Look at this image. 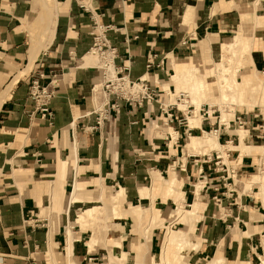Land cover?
<instances>
[{"label": "crops", "instance_id": "obj_1", "mask_svg": "<svg viewBox=\"0 0 264 264\" xmlns=\"http://www.w3.org/2000/svg\"><path fill=\"white\" fill-rule=\"evenodd\" d=\"M246 16L249 17L248 35L255 36L256 45L251 53V64L240 70L249 69L250 75L257 73L260 76L256 74V79L261 77L264 83V0H0V264H48L45 247L51 242L56 246L64 242L66 250L68 227L73 237L70 253L75 264H108L102 261L105 259L102 254H107V247H110L100 242L103 229H96L84 245L81 241L90 237L92 231L76 221L79 210L95 215L97 208L103 205L101 193L95 200L99 206L87 209L84 208L86 203H74L90 202L92 198L78 192L101 190L108 183L115 188L119 186V175L142 172L146 182L135 184L134 180V184H130L128 180L122 186L127 192L124 203L132 204L129 192L141 189L142 183L150 187L156 172L162 178L171 171L180 175L188 173L189 166L182 160L170 161L178 150L176 140L200 137L193 133L216 126L202 115L197 125L192 126L188 121L183 128L170 127L160 120V106L155 104L150 108L124 105L118 119L105 120L96 127L95 110L103 97L92 88L102 81L103 74L90 64L93 60L88 55L93 45L90 34L93 23L111 27L107 38L116 48L115 64L126 67L130 79L147 77L151 81L158 77L163 83L166 71L147 68L149 59L154 57L155 64L163 62L167 70L174 71V65L179 62L191 64L199 59L203 46L206 45L209 54L210 48L219 47L220 42L232 37L233 32L237 33L242 25L240 21ZM38 74L43 75L42 83L54 87L51 120L43 118L28 97L32 78ZM164 89L168 96L172 93L167 87ZM153 116L156 128L167 126V131L162 133L156 129L145 141L136 134L139 126L149 127ZM217 127L227 131L224 124ZM168 129L176 135L174 141ZM124 131L129 135L119 138L123 144L130 145L133 155L140 151L145 157L147 162L143 169L126 165L127 156L121 159L116 139ZM151 157L157 159L152 158L150 162ZM171 179L177 185L175 190H168V182L154 187L163 195L162 205H166L169 195L183 199L184 181L174 176ZM195 200L196 197L189 207L192 208ZM198 202L196 215L201 209V199ZM130 209L140 220L142 210L139 207ZM250 214L258 216L257 211ZM157 215L148 221L145 240L132 233L134 220L125 223L130 215L114 220L113 224L123 226L121 244L128 248L122 252L135 256L132 262L142 247H145V255L149 252L147 242H152L151 228ZM197 219L198 215L191 222L192 231L197 228ZM254 221H261V218ZM255 226L264 231V223ZM114 228L108 231L116 233ZM96 244L105 248L94 250ZM90 245L92 250H89ZM231 245L235 249L229 254L233 260L231 264L239 255L251 260L255 253L247 241L244 245L233 242ZM114 246L119 250L115 242ZM255 254L264 264V254ZM34 256L38 261L30 262L29 258ZM47 257L51 264L55 263L51 248ZM214 258L225 264V259L219 255ZM63 260L65 262V258Z\"/></svg>", "mask_w": 264, "mask_h": 264}, {"label": "rangeland", "instance_id": "obj_2", "mask_svg": "<svg viewBox=\"0 0 264 264\" xmlns=\"http://www.w3.org/2000/svg\"><path fill=\"white\" fill-rule=\"evenodd\" d=\"M248 18V16L244 17L241 23V26L244 29L246 28L245 30H247L249 26ZM253 24L255 25L254 22ZM250 29H253V27ZM245 33H247L248 35V30L245 31ZM234 34L237 33L233 32L231 36H233ZM230 39L231 37L224 39L222 42L229 41ZM248 40L253 44V50L256 45L255 36L248 35ZM206 49V45L203 46L201 48V55L199 56V59H195L194 61L195 64H198L199 67L197 68H199V71L201 73H207V69L213 68L214 62L219 59V55L221 54L219 47L214 49L210 48L209 54L207 53ZM90 52H92V50ZM91 56V61L92 58L93 61L90 62V64L94 67H97L98 57L96 53L94 52ZM202 57H205V59L206 57H209L212 62L208 63L204 60H200ZM192 63L189 64L184 61L179 62L178 64L174 65L175 71L173 69L167 70L163 62L159 67L153 66L157 67V69L166 71V76L165 80H163V83L158 79V77L151 81L147 77H142V79L147 81L150 87L155 89L156 92L155 100L147 103L146 107L150 108L155 104L159 105L161 110L160 120H163L164 123L169 125L170 127L174 126V128H176L175 126L183 128L184 125L189 121V117H191L192 115L201 117L202 115L206 116V119L209 118L210 121L216 126H212L211 129L204 128V131L210 132L211 130L212 133H216L217 135L219 133L217 138L220 142L219 144H221L222 146L220 148H216L208 144H203L202 146H199L195 150H193V152L189 153L186 151V145L189 138H184L183 141L176 140V143L178 144V150L176 151L175 156H172V151L170 152V155L173 157V159H170V161L182 160L183 163H186L189 166L188 173L186 175H180L179 173L176 174L175 172L171 171L169 172V175L164 174V176L166 177L162 178L158 174V172H156L153 178V183L150 185V187L146 186L148 185L147 183H142L144 186L141 189L138 190L135 187V190L129 192V199H131L132 204L127 203L128 205H126L124 203L126 202L124 201V195L127 192L125 188H122V186L124 187L123 184L128 182V180L130 181V184H134V180L135 184L139 182H146L145 180L143 181L142 172H132L130 174L119 175L117 177L119 186L115 188L111 187L108 183V185L106 184V187H103V191L98 188L92 191L89 190L78 192L79 194L90 196L93 200V202L92 200L90 202H85L88 200H83V202L74 203L80 205H84V203H86L84 208L88 209L90 206L94 205L99 206L98 203L95 202V200L97 196L100 195V193V197L103 201V205L100 208H97L95 215L89 214L91 223L88 227H83H85V229H91L92 235L83 239L81 243L84 245L85 243H88L91 237L94 235L96 229L100 228L103 229V234H101L100 237V242L103 245H113L114 249H116L114 246V242L115 245L117 244V242L120 243L118 248L119 251L117 250L119 254L118 252H116V250L114 251V255H116L118 258L111 261V254L109 253V251L107 254H105L104 252V254H102V256L105 257V259L102 260L103 262H107L108 264H154L156 262H159L162 259V249L164 246L167 231H169V229L172 231H176V234L178 236L185 233L186 239L188 240V244L185 245L183 249L175 251L177 254L175 253L173 256H170V264H207V262H209L210 260L215 259L214 257L216 255L224 258L225 264H231L230 262L233 260H231L232 257L229 254L235 250L231 245V242H233V244L235 245H244V241H247V243L249 244L248 247L252 246L255 253L257 252L259 254H264V249L261 248L263 247V244L260 241L262 235L261 233L264 231H261L262 228L255 226L264 223V188L262 186L264 185V155H262V152L260 151L252 152L249 154H247L246 152L241 153L240 149L231 147L233 145L239 144L238 132L244 129L248 130L247 142L249 144L259 146L264 145V102H256V105H251V103L249 102V91L247 90L248 83H246L247 80H256L255 75L257 73H253L252 75H250L251 73L249 72V69L239 71V76L237 79V84L239 85L236 98L237 101L230 102V100H228L225 104V106L228 104L227 114L229 115V124H224V126H227V131H224L222 128L217 127V125L222 123L219 122L221 118V108L220 105L218 106L217 104V97L219 96L218 93H216L218 91L215 85H213L214 87L209 86V89L210 87H213L209 91L208 88L205 87L204 92L206 94L201 99V101L198 102V106H196V104H188L186 109H184V107L179 105V103H181V98H189L186 97V94H188V92L178 93L179 91H183L184 89H181L179 84L177 85L172 81L171 75L173 74V72H176L177 67L193 66ZM100 70L101 72H103L102 69ZM101 83L102 81L99 84ZM164 87H167L168 91L172 92L169 94V96L167 95L168 93L164 89ZM99 88H101V86H97L95 93L99 94V91H97L99 90ZM212 93L215 94L213 95ZM213 96L216 97L214 98ZM213 98L214 100L216 99L215 102L213 101ZM104 101L105 100L103 97V100H101L99 106H101ZM168 102L174 104H167ZM167 114L171 116L167 117ZM119 116L120 112L115 113L113 111H108L106 117L102 120V122L108 119H118ZM154 116L150 120L149 127H145L146 129H144L143 126H139V130L137 129L138 131L136 135H138L140 138L144 137L145 141H147L155 134L154 131H156V129L161 130L162 133L167 131V126L161 127L159 125V127L156 128L157 122L155 121ZM163 116L164 119H162ZM174 128L172 129L175 131ZM225 132H228L230 135L224 136ZM170 134L172 135L171 132ZM120 135L126 136L129 135V133H126L124 131L118 135V138ZM158 135H162V137L165 136V134L160 133ZM202 135L203 132L193 133V136ZM174 137H176V135H172L171 141H174ZM118 138L116 140H118L117 145L120 146L118 153H121V159L127 156V159L124 160L126 161V165L132 166L133 169H136V166H140L139 169H143L147 161L144 156H141V152L136 151L133 155V152H131L130 150V145L127 143L123 144L122 139ZM131 157H134V159ZM188 157L190 158L188 162H186ZM152 158L153 157H151L150 162L153 161ZM153 159H157V157ZM173 176L177 180L184 181L183 188L181 187V191L183 192V201L181 202L183 203L182 205L184 209H192L191 207H189V205L193 202L194 197H196L194 203L197 202L198 207V200L201 199V209L197 214V228L194 231H192L191 229V222H185L183 224L177 223V221L174 220L173 210L177 207V202L179 201L176 195L173 194L166 196L168 198H166L167 203L166 205H162L160 203V199L163 197V195H161V192L158 189H154V187L159 184L165 185ZM173 184L175 187H177L174 179ZM194 185L196 186L195 189H193ZM193 190L197 191L196 196H194ZM116 192H120L121 195V198H118L119 205L121 203V209L119 211L121 215L119 217H123L127 214L131 216H128L129 218L127 217L128 220H125V223L127 222L129 224L131 222V219L134 220L132 233H137V235L140 236V239L145 240V229L146 227H148V221L150 220V218L154 219L158 214L155 210H160L159 215H157L158 217L156 218V221L154 222V224H152L151 236L152 233H154L152 242H147V245L150 248L149 252L145 255V249H143L145 247H142V249L140 250L141 252L137 251L139 254L137 253L136 260L134 262H132L135 258V256L133 255H128L127 261L124 259L123 261L119 260V255L122 253V250L126 251L128 248L127 245L123 246L121 244L124 241L123 226H118L117 224L116 226L107 224V222L109 221L106 220L105 214L102 213V208H104L105 206V208H107L109 205V199L111 196L110 194ZM204 204H206L205 210ZM130 207H139L142 210L143 213L140 220L139 218H136L137 216L134 212L131 211ZM77 208L79 207H76V209ZM252 211H257L258 216H250V213H252ZM197 215L196 213H194L193 218ZM257 218H261V221H254ZM164 220H168L169 222L167 224L162 223ZM124 226L125 228L128 227L127 224H125ZM110 227H115L114 229L117 230L116 233H114V230L108 231ZM68 228L67 230L69 232ZM69 235L71 234L69 233ZM146 236L148 237V234H146ZM103 240L105 241L103 242ZM192 244H196L197 247L193 246ZM96 245L94 246V250L96 249V247L105 248L104 246H98V244ZM65 246L66 244L64 242H62V244L59 246L54 245L53 242L47 244L45 248L47 250L46 259L48 264H51V260H49L47 257L50 248L54 254L53 259H55V263L53 264H65V262L66 264L68 263L66 259L65 262L63 260L65 255ZM122 246L124 249L122 248ZM84 247L87 248V246ZM255 253H253L251 260L247 259V257L246 259H242L239 255L238 260L236 259L232 264H238L240 262H247L249 264H261V261L257 258V255ZM29 260L30 262H35L36 260L38 261V258L37 256H34L29 258ZM75 263L77 262L75 261Z\"/></svg>", "mask_w": 264, "mask_h": 264}, {"label": "bare ground", "instance_id": "obj_3", "mask_svg": "<svg viewBox=\"0 0 264 264\" xmlns=\"http://www.w3.org/2000/svg\"><path fill=\"white\" fill-rule=\"evenodd\" d=\"M241 22L242 21H240V23ZM245 29L242 26L238 27L237 34H234L229 41L220 42L219 50L221 54L219 55V59L214 62L213 68L207 69V73H201L199 71V68H197L199 67L198 64H195L194 60L192 63L193 66L177 67L175 75L172 77V81L175 82L177 85L179 84L181 89H184L183 91H179L178 93L188 92V94H186V97H189L187 99L181 98L180 100L181 103H179L180 106L184 107V109H186L188 104H193V105L196 104V106H198V102L201 101V99L206 94L204 92L205 87L208 88V91H209L211 88L214 87L213 85H215L218 91L216 93H218V96H219L217 97L218 98L217 104L218 106L220 105V108H221V118L219 122L222 124H226V125L229 124V115L227 114L228 104L225 106L226 101L228 100H230V102L237 101L236 98H237V92L239 89V85L237 84V81H238L237 79L239 76V71L242 67L246 66L248 63H251V53H252L253 44L248 40V35L247 33H245ZM93 53L94 51L90 52L89 56L92 57L91 55ZM200 60H204L208 63L212 62V60L209 57H206V59L205 57L204 58L202 57ZM108 69H111V67H109ZM246 83H248L247 90L249 91V102L251 103V105H256V102H259V103L264 102V83L263 81L257 78L256 80H247ZM209 86H213V87H210L209 89ZM186 89H188L189 91ZM212 94L214 95L215 93H212ZM214 98H213V101L215 102L216 99L214 100ZM200 120H201V116L192 115L191 117H189L190 125L192 126L198 123ZM247 135H248V132L246 130L239 131L238 132L239 144L233 145L231 147L235 149H240L241 153L246 152L247 154H249L252 152L260 151L262 152V155H264V146L249 144L247 142ZM217 137L218 135L212 132H203V135L200 137H190L189 142H188V148H189L188 152H193V150H195L199 146H202L203 144H208L210 146L220 148L222 145L219 144ZM262 186L264 188V185ZM195 187L196 186L194 185L193 189H195ZM175 189L176 187L173 184V179L169 180L168 190H175ZM101 191L103 190L101 189ZM110 195L111 196L109 199V205L107 208H105L106 206L102 208V213L105 214L106 220L109 221V223L116 226V224H113V222L117 217L121 215V213H119L120 205L118 202L120 192L112 193ZM181 201L183 200L181 199L177 202V207L173 210L174 220H176L177 223H183V224L185 222L187 223L192 222L191 220L196 211L197 202L193 203L192 209H184L182 205L183 203ZM155 211L157 212L158 210H155ZM90 220L91 218L87 210H80L78 212L76 221L81 223L82 226L88 227L89 224L91 223ZM68 229H69V232L66 229L67 248L65 250L66 253H65L64 258L68 261L67 264H75L72 262L71 253H70L71 251L70 244L72 242L73 237L71 233V228L69 227ZM69 233L71 235H69ZM119 244L120 243L117 242V246H119ZM187 244H188V240L186 239L185 233L178 236L176 234V231H172L169 229V231H167L166 238L164 241V246L162 249L163 250L162 259L161 261L156 262L154 264H170L171 263L170 256H173L176 253L175 251L179 249H183L185 245ZM192 245L197 247L196 244H192ZM91 248L92 247L90 245L89 250H91ZM115 250H117V248L114 249V247L112 246L108 247V251L111 254L110 256L111 261H113V259L116 260L118 258L116 255H114ZM123 259L127 261L128 259L127 253L122 252L119 255V260L123 261ZM207 264H221V260L218 258H215L207 262Z\"/></svg>", "mask_w": 264, "mask_h": 264}, {"label": "built area", "instance_id": "obj_4", "mask_svg": "<svg viewBox=\"0 0 264 264\" xmlns=\"http://www.w3.org/2000/svg\"><path fill=\"white\" fill-rule=\"evenodd\" d=\"M111 27L106 25L93 23L90 32L94 51L98 57L97 68L102 69L103 80L99 85H95L92 90L95 93L97 86L99 93L104 97V103L96 111V127L101 126L102 120L106 117L108 111L119 113L124 105L142 107L147 103L154 101L156 97L155 89L150 87L147 81L139 78L132 80L128 76L126 67L117 66L115 59L117 56L116 48L110 44L107 38V31ZM160 63L155 64V59L152 57L147 63V68L153 66L159 67ZM111 67V69H108ZM42 74L33 77L28 97L34 101L37 110L43 118L52 119V111L50 108L52 98L54 97V87L49 84L42 83ZM171 115L167 114V117Z\"/></svg>", "mask_w": 264, "mask_h": 264}]
</instances>
